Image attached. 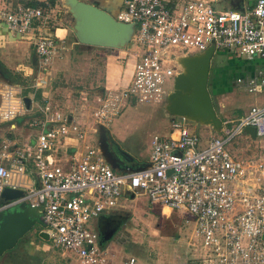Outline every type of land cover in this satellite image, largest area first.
Segmentation results:
<instances>
[{"label": "built area", "instance_id": "1", "mask_svg": "<svg viewBox=\"0 0 264 264\" xmlns=\"http://www.w3.org/2000/svg\"><path fill=\"white\" fill-rule=\"evenodd\" d=\"M214 2L124 0L116 19L132 24L131 45L122 56L124 74L109 84L105 78L96 98L91 115L97 123L109 121L127 103H160L172 87L179 56L212 46L264 57V0L241 10L216 9ZM47 17L39 7H0L7 30L31 34L40 73L60 48L53 37L37 31L36 21ZM235 83L247 93L263 92L264 70L237 77ZM24 110L20 89L3 84L0 119L9 122ZM36 112L28 120L38 130L33 144L0 142V192L4 187L22 190L21 197L0 203V210L18 202L35 207L43 222L38 234L44 232L61 253L70 251L81 264H115L97 230L85 223L112 210L122 195L144 194L150 203L178 210L193 222L201 253L182 264H264V146L249 156L225 148L238 133L264 140V103L250 105L237 119H222L219 133L208 135L203 148L183 120L172 118L165 135H152L145 166L133 171L111 168L96 139L88 143L83 127L69 117L47 104L37 105ZM246 126L254 127V138L244 132ZM70 131L79 140L86 138V144L72 148L63 164L60 149L67 153ZM135 263L126 256L117 264Z\"/></svg>", "mask_w": 264, "mask_h": 264}, {"label": "rangeland", "instance_id": "2", "mask_svg": "<svg viewBox=\"0 0 264 264\" xmlns=\"http://www.w3.org/2000/svg\"><path fill=\"white\" fill-rule=\"evenodd\" d=\"M60 1L62 3V0ZM253 3L254 0H215L213 6L216 9L244 8L253 5ZM63 9H66V5L62 4L61 7L57 5L50 14L52 17H61L63 25L71 29L73 17L68 11L64 13ZM47 13L49 14V12ZM45 35L50 36L47 33ZM70 38L74 39L73 32H70ZM76 43L78 42L76 41ZM78 44L80 45H69L71 49L68 53L65 50L66 47L60 44L61 49L59 48V56L57 57H62V52L65 50L62 67L68 63V68L65 71H68L69 77L64 78L60 74L54 76L53 83L47 82L43 87L47 96L41 98L39 91H37L40 88H37L34 99L41 106L45 102H49L50 110H54L53 107L57 108L63 117L70 114L73 116L74 123L80 127H86V136L92 134L94 139L98 138V125L102 124L108 129L111 136L118 137L117 142L122 148L128 150L136 160L142 161L149 151V141L152 135H165V130L167 133L170 128V120L172 118L176 120V118L165 113L163 103L135 102L125 104L118 115L109 121L97 123L91 115L95 108V105L91 103L94 97H90L89 100L88 95L90 93L88 91L102 89L105 78L106 83L109 84V78H116V76L124 74L122 56L124 52H129L130 47L111 49ZM263 68L264 57H247L232 52L213 50L209 60L206 86L215 113L221 120L243 116L250 104L262 102L264 97L262 94L242 95L234 80L238 76L240 78L249 76ZM9 74L12 76L9 80L19 81L23 87L25 86L24 92L32 91L33 86L30 78L33 75L25 79L16 73ZM47 76L46 78H48ZM225 114L227 117H223ZM76 116L80 117L81 122L75 120ZM184 123L185 128L194 132L199 138L197 147L203 148L204 140L213 133L210 127L200 125L197 122L184 121ZM68 139L69 141L73 140L75 148L80 150V142L75 133L70 131ZM69 144L73 145V143ZM263 146L264 140L262 138L248 139L245 134L238 133L225 145V148L238 156H249L258 153ZM60 151L62 152L61 161L63 164L68 163L70 154L62 148ZM122 203L125 205L124 211H120L124 217L123 224L119 226L111 238L101 244L102 249H106L116 263L126 256L136 258L137 264H146V260H154L159 256L165 264H169L170 260H172L170 264H178L177 260L179 264H182L188 262L189 258H198L201 253L200 241L194 235L193 222L188 221L186 215L172 209L169 217L163 219L159 217L158 205L150 203L144 194H135L128 200L124 199ZM85 226L97 228L91 221L86 222ZM33 230L36 233L37 227H34ZM34 231L31 230L25 235L26 241L19 251L18 249L14 251L18 245L16 243L12 249L3 252L0 256V264H34L35 257H44L41 264H80L70 251L60 254L62 250L59 247L53 246L50 241L40 240L37 237L38 231L36 234ZM29 242L31 243L29 244ZM175 254H178V257L175 258Z\"/></svg>", "mask_w": 264, "mask_h": 264}, {"label": "water", "instance_id": "3", "mask_svg": "<svg viewBox=\"0 0 264 264\" xmlns=\"http://www.w3.org/2000/svg\"><path fill=\"white\" fill-rule=\"evenodd\" d=\"M66 11L73 17L71 31L78 43L121 49L131 45L133 27L131 23H123L116 15L85 0H62ZM73 9V10H72ZM239 9L242 8H232ZM77 18L80 22L77 23ZM213 47L208 46L201 52L182 55L176 58V74L171 89L166 93L163 103L165 113L183 121L197 122L208 126L213 133H219L221 119L216 115L206 82L209 72V60ZM27 105V99H24ZM250 138H254V127L243 128ZM96 146L100 155L115 170H139L145 162L136 160L128 151L117 146L111 154L106 149L108 129L98 125ZM22 196V190L4 187L0 192V203ZM96 230L99 243L110 238L113 230L103 231L99 224ZM32 226H43L40 211L24 202H18L9 208L0 210V256L12 249L18 240ZM39 236L46 239V234Z\"/></svg>", "mask_w": 264, "mask_h": 264}, {"label": "crops", "instance_id": "4", "mask_svg": "<svg viewBox=\"0 0 264 264\" xmlns=\"http://www.w3.org/2000/svg\"><path fill=\"white\" fill-rule=\"evenodd\" d=\"M30 1L46 2L47 0H30ZM55 1H56V3L54 5V7L49 9V11H48L49 12L48 17L46 19H40V20L36 21L37 31L41 34H44V35H45V33L49 34L50 37H53L59 45L63 44L66 47L65 48L66 52L68 53V51L71 49V48H69L71 45H80V44L76 43L75 39L70 38V32H72V31L66 25H63L61 17L57 18V17L51 16L52 14H50V13L52 12V10L55 7H57V5H59L60 7L62 6V3L60 0H55ZM85 1L91 2L95 5H98L99 7L105 9L106 11H108L109 13L114 14V15H116L123 8V4H124V0H85ZM57 2H58V4H57ZM7 4L9 5V2L7 0H0V7H7ZM63 11L65 13L66 9L65 10L63 9ZM46 21H47V23H46ZM44 31H45V33H44ZM30 35H31L30 33H27L24 35L13 33L11 31L7 30L6 26L2 22H0V88L2 87L3 84H9V85L15 86L16 88H19L21 95L23 96V102H24V107H25L24 111L17 114L9 122L3 121L0 119V138H1L0 142L10 140L9 142L14 143L17 147H19V145L22 146V145H25L27 143L33 144L35 135L37 134V131H38L36 129V127H32L28 124V120L37 114L36 106L40 105V103H38L34 99V97H35L34 93L36 92V89L40 88L37 91H39L41 98L46 97L47 93L43 90V87L45 86V84L47 82L49 84L53 83L54 80H52V79H54V76H58L59 74L62 75V77H64V78L69 77L68 71H65L68 68V63L65 67H62V65H63L62 63L64 60L63 56L66 52L64 50L62 52L63 56L57 57V56H59V49L56 51L55 55L51 58L50 62L46 65L43 72L40 73V69L38 68V65H37L36 54L34 52L33 46L31 45V42H30V38H29ZM263 70H264V68L258 70L256 73H253L249 76H245L242 78L247 79L249 77L256 76L259 71H263ZM9 73H11V74L16 73V74H18V76H22L25 79L27 77H30L31 75H33V77L30 78V80L32 81V86H33L32 91L24 92L23 88L25 86L23 87L19 81L9 80V78H12V76ZM46 75H48L47 76L48 78H46ZM70 76H71V74H70ZM76 76H79V75H76ZM41 77L43 79L42 82L40 81ZM79 77H81V76H79ZM109 80H110V78H109ZM234 82H235V80H234ZM236 86H237V84H236ZM237 89H238V91L242 92V95L249 94V93L245 92L244 90H242L241 88H239L238 86H237ZM100 91H101V88L95 89L93 91H88V93H90L88 95V99L90 100V97H94L93 101L91 102L93 105L96 104V98L99 96ZM259 94H262V96H264V91L260 92ZM242 98H243V96H242ZM242 98H237V99H242ZM24 99H27V105H26V102L24 101ZM83 99H85V96H83ZM263 103H264V97H263L262 102H260L258 104L253 102L250 105H261ZM44 104H47L48 106H50L49 102H45ZM53 109L59 111L55 107H53ZM66 116L69 117L70 120L74 123V121L72 119L73 116H71L70 114H66ZM240 116H238L237 118H239ZM223 117H227V115L225 114V115H223ZM237 118H235V119H237ZM223 119H229V118H223ZM75 120H77L78 122H81V119L78 116H76ZM85 128L86 127H83L82 129L85 130ZM109 134H111V133L109 132ZM164 134H166V130H165ZM92 136H93L92 134H88V136H86L88 143H91L94 141V138ZM112 136L116 141H118L117 136H114V135H112ZM86 138L84 140H79L80 149H82L83 145L86 144V142H85ZM63 141H64V139H63ZM67 143L68 144L73 143V145L69 144V147H67V153L72 155L71 152H72V148H75V143L73 140L69 141V139H68ZM149 144H150V141H149ZM147 154H148V152L145 154L142 161L145 160ZM26 180L28 182H31V183L34 181L31 178V176H29V174L26 176ZM131 197L132 196L130 194L122 195L118 201V205H116L109 212L103 213L100 216L107 217V216H110L112 214H118V215L122 216L120 214V211H124V209H125V205L122 203V201L124 202V199L128 200ZM121 198L123 199L122 201H121ZM157 210L159 211V217H161L163 219H167L169 217V215L172 213V210H169L167 208L160 207V206H158ZM99 217L96 220H94V225H97V221H98ZM121 218H124V217L122 216ZM122 222H124V221H121V225L123 224ZM34 233H35V231H34ZM36 233H37V231H36ZM37 237L40 240L42 239V240L46 241V239L40 237L39 234ZM25 241H26V239L23 238L18 243L17 247L14 248V251H17V249L19 251L23 247V244ZM30 243L31 242H29V244ZM19 245H20V248H19ZM33 249H36V248H33ZM60 254H63V253L60 252ZM176 257H178V254H175V258ZM43 258L44 257H42V258L35 257L34 258V264H41V261H43ZM112 259H113V263L117 264L115 262V259L114 258H112ZM171 262H172V260H170L169 264ZM177 262L179 264L178 260H177ZM135 264H137V261ZM140 264H142V263H140ZM146 264H165V263H164V260L161 258V256H159V257L155 258L154 260H152V259L146 260Z\"/></svg>", "mask_w": 264, "mask_h": 264}, {"label": "flooded vegetation", "instance_id": "5", "mask_svg": "<svg viewBox=\"0 0 264 264\" xmlns=\"http://www.w3.org/2000/svg\"><path fill=\"white\" fill-rule=\"evenodd\" d=\"M119 146L120 148H122L119 143L109 134V136L107 137L106 140V149L107 151H109L111 154L115 151V148ZM124 150H126L125 148H122ZM127 151V150H126ZM122 216L118 215V214H112L110 216L107 217H102L99 221V224L101 226V229L103 231H110L113 230V232L110 235L111 236L114 235V233L118 230L119 226L121 225V221L123 218H121Z\"/></svg>", "mask_w": 264, "mask_h": 264}, {"label": "trees", "instance_id": "6", "mask_svg": "<svg viewBox=\"0 0 264 264\" xmlns=\"http://www.w3.org/2000/svg\"><path fill=\"white\" fill-rule=\"evenodd\" d=\"M9 5L7 4L8 10H13L16 6H32V7H39L43 11H49V9L53 8L56 1L55 0H47L46 2H39V1H30V0H7ZM34 227L39 228V226H32L24 235L21 240L27 235L31 230L33 231ZM18 240L19 243L21 240Z\"/></svg>", "mask_w": 264, "mask_h": 264}, {"label": "bare ground", "instance_id": "7", "mask_svg": "<svg viewBox=\"0 0 264 264\" xmlns=\"http://www.w3.org/2000/svg\"><path fill=\"white\" fill-rule=\"evenodd\" d=\"M73 10V9H72ZM80 18H77V23H79L80 22V20H79Z\"/></svg>", "mask_w": 264, "mask_h": 264}]
</instances>
